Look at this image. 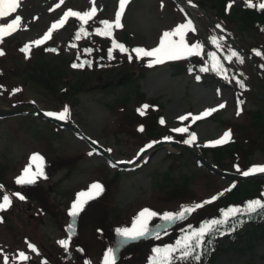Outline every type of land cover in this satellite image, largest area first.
<instances>
[{
  "label": "rangeland",
  "instance_id": "374dc122",
  "mask_svg": "<svg viewBox=\"0 0 264 264\" xmlns=\"http://www.w3.org/2000/svg\"><path fill=\"white\" fill-rule=\"evenodd\" d=\"M56 1L19 0L18 14L23 21L22 29L12 37L0 40V49L8 48L5 60L1 61L4 66L12 69L18 62L17 59H13L16 44L28 45V49L35 48V38L49 26V23L54 21L58 13L68 4L67 0L66 4L64 0L60 10H53L51 12L55 14L50 15L48 12L51 9L50 5ZM171 1L135 0L124 14L126 27L132 34L133 44H136L137 48L150 50L157 47L164 32L173 31L177 26L191 21L195 27L194 32L192 33L186 28L184 41L190 46L200 45L196 51L200 53L199 56L204 67L208 68L207 74L198 75L199 79L184 75L176 76L168 66H155L154 63H151L153 61L151 57L137 58L136 55L135 62L142 64L148 61L150 63L148 65L150 70L144 72V76L136 79L129 77L133 70L125 68L113 72H93L69 78L64 74L62 63L57 62L58 59L43 57L25 66V69L17 70V73L10 77V81L13 84L22 83L23 100L26 99L27 102L33 103L40 110H63L64 106L55 98L53 92L63 88L64 83L70 87V83L75 82L72 86L77 94L71 97L75 105L71 108L70 119L74 120L89 137L98 139L104 145L108 144L107 146L110 147L106 154L112 161H117L120 158H133L139 148L140 142L127 139L123 133H118L116 138L111 136L110 142L105 137V132H111L108 130V125L114 120V117L109 113L111 102L120 96L134 102L137 100L135 95L138 86L139 91L145 95L146 99H159L166 127L170 130L178 126L180 121L178 118L184 116L188 111L200 116L207 109H216L222 112V115L217 118L231 119L234 112L228 108L232 103L233 92L240 87L239 82H242L244 86H249V81L252 85L255 84L254 93L258 101L252 97L247 107L257 106L264 110V102L260 100V98L264 99V35L247 27L242 29L241 20H235V24L231 21H226L227 24L224 22L216 24L215 8L220 6L221 0H203L206 16L200 10H184L179 6H171L169 3ZM183 1L192 5L190 0ZM260 1L251 0V2ZM232 2V7L235 5L237 7L243 0H232ZM115 3L116 0H96L94 2L95 15L105 16L114 22ZM71 4L80 13L88 11L91 6L88 4V0H73ZM77 20L79 19L75 17L64 30L54 32L53 38L48 44H59L67 54L72 53L76 47L73 35L77 34L80 28ZM210 21L214 22V25L210 24ZM217 25L229 35V39L216 30ZM213 38H215V43ZM171 39L179 41L180 36H173ZM232 52H236L243 62H239L237 56H232ZM257 52L260 54L257 55ZM122 54L124 53L118 48L112 51V55L115 57ZM210 54H214V58ZM152 65L154 66L152 67ZM217 65L220 68L213 70ZM0 99L7 104H14L17 101L15 97L6 98L1 95ZM221 104L224 107H219ZM46 125L47 123L30 117L27 118V122L21 117L0 120V162L9 163L12 168H16L11 174L21 167L25 159L35 149L43 150L39 147L35 133L37 132L36 128L45 130L44 126ZM115 129L116 125L113 127V130ZM222 132L217 122H203L196 129L197 141L202 144ZM45 134L48 137L54 136L48 131ZM54 146L60 153H65L70 157L82 155L84 152L90 153V147L84 142L78 141L68 131H63L60 134V137L55 140ZM168 153V149L163 146L154 149L147 157V164L137 171L122 169L120 178L114 179V184L94 180L97 178L96 176L93 179L92 169L94 168V172H96L98 165L102 163L108 165V161L104 156L88 154L86 158L84 157L83 163L76 164L71 177L64 179V173L67 170H62L57 175L54 183L59 179L60 182L53 187L51 192L49 191L46 205L48 213L43 218L36 207L37 200L30 205L23 195L12 190L5 192L0 189V202L4 195H8L11 200L9 207L0 210V264H4V257L8 258V264H43L45 258L37 251L39 249L37 244L44 251H52L53 264H66L60 261L61 254H64L67 262L74 260V256L67 252V248L61 249L62 245L58 243V241L64 240V235L57 225L60 219L59 211L63 210L61 203H66L68 191H71L70 194L74 191L76 195L81 192L87 193L90 185L99 183L103 190L95 197L102 198L104 196L103 199L106 203L111 202L121 210L132 209L135 211L137 208L135 205L145 202L151 190L159 191V189L166 188V190H171L175 185H181L182 182L177 175L171 177L175 173L171 167L177 169L172 165L173 159L168 156ZM183 159L182 172L186 174L189 170L195 169L201 171L200 168L195 167L194 158L186 155ZM252 160L264 165V156L259 153L254 154ZM115 170L116 168L110 167V171H107L109 180L113 178ZM41 181L46 183L44 179ZM163 181L167 184H162ZM220 183L224 185L228 182L220 178ZM82 187L84 188L80 189ZM15 194L23 196L24 199H19V196ZM33 214L35 215L34 219H32ZM1 217L5 218L4 224ZM12 225L18 226V228L11 230ZM35 229L38 231L36 232ZM252 231L253 229L247 227L239 235L240 239L236 245L222 240L220 252L213 264H264V227L258 229L254 235H250ZM124 242V240L121 241L116 252L120 251ZM77 243L80 244V242ZM28 244H32L36 250L30 249ZM85 250L89 253L87 249ZM21 252L28 259L21 260L19 258ZM56 257L58 259L54 260Z\"/></svg>",
  "mask_w": 264,
  "mask_h": 264
},
{
  "label": "snow or ice",
  "instance_id": "6c2138e0",
  "mask_svg": "<svg viewBox=\"0 0 264 264\" xmlns=\"http://www.w3.org/2000/svg\"><path fill=\"white\" fill-rule=\"evenodd\" d=\"M61 2H63V0H61ZM93 3H94V0H93ZM126 3H127V0H119V7H118V10L116 12L115 21L114 22H109L107 20L100 21V23L104 25V28L103 29H96L95 33L97 35H103V36L111 37V34H112L111 29L113 27H121L120 18H121L123 8H124ZM245 4L247 7H253L251 0H245ZM18 5H19V0H0V21H3L6 18L12 16L14 13H16ZM230 6H231V3L227 7H230ZM57 7H59V5H57ZM256 7L258 9H264V2L259 3L258 5H256ZM95 12H96L95 7H93L90 11H86L84 13L72 11L71 9L65 11L63 13V16L60 18V20L53 23V25L51 26L49 31L47 33H45L44 38L41 40H37L34 43L36 45H39V44L43 43V41L45 39L50 38L51 32L53 30H55L57 27L63 26V24L66 22V20L69 17H76L82 22L80 31L76 34V39H79L81 34L84 33L83 24H86L88 22V20L91 19L95 15ZM20 23H21V17L19 15H15L14 18L10 20V22L0 23V40H2L3 37H5L7 35H11L12 32L18 30ZM189 27H190V23L189 24H182V25L177 26L173 31L164 32L160 38L159 46L155 47L151 50H145L144 48H135V49H132L131 51L136 53L137 58H139V57H155V59L151 63H163L165 59H169V60L182 59L186 55L187 56L199 55L200 53L198 51H196L197 49L200 48L199 44H193V45L189 46L184 41V30L186 28H189ZM217 27H219V26H217ZM173 36H180V40L179 41L172 40L171 37H173ZM213 42L215 43V38H213ZM28 48H29V46L25 45L24 48L21 49V51L27 52ZM117 48L121 52L127 51V49L125 48V46L123 44L117 43L113 39L112 40V48L109 49V58H112L113 49H117ZM49 50L54 51V49H49ZM85 51H91V50L86 49ZM259 54L260 53L257 52V55H259ZM0 55H3L2 51H0ZM210 55L213 56V58H214V54H210ZM231 55L237 56L238 61L241 63L243 62L242 59H240L238 57V54L236 52H232ZM131 58L132 57L129 56V59H131ZM228 59H231V57H228ZM88 63H89V65L91 64L90 61ZM83 66L84 65L82 63L81 64H76V63L72 64L73 68L83 67ZM219 68H220V66L217 65L216 68L213 70H218ZM190 71H191V69H190ZM201 71H208V68L207 67L202 68ZM197 79H199V77H197ZM239 83H240V87L243 88L244 87L243 83L242 82H239ZM16 91H19V89H17ZM240 103H242V101H238V105ZM147 107H148V105H143V106H141V108L137 109V112L140 115H144V109H146ZM219 107H224V105L221 104V105H219ZM215 110L216 109H207L200 116L193 117V119L194 120L201 119L203 116H207ZM68 111L69 110L66 106L63 109V111H61L60 113L48 112V113H46V115L54 116L57 119L63 120L66 118ZM239 114H240V112H239V108H238L237 115H239ZM178 119L183 121V120L187 119V117L181 116ZM160 123H162V124L164 123V120L162 118L160 120ZM139 130L143 131V128L141 127ZM173 131L186 132L187 128H177V129H174ZM230 137H231L230 131L225 132L220 139L213 141V142H210V143H212V144H223V143H226L230 139ZM191 139L192 140L196 139L194 134L191 136ZM188 142L189 141H185V143H188ZM148 147H151V145H148ZM89 155H91V153H89ZM39 160H40V157L38 154H33L30 157V161H39ZM30 169H31V164H29V166H26L23 169V174L16 178V183H18V184L33 183L35 181L36 176L42 174L39 167H37L36 172H32ZM255 172H264V165H254L249 170L243 171L241 174L244 176H249ZM0 187H2V186H0ZM102 190H103L102 186L99 183H93L92 185H90L87 193H84V192L78 193L77 194V200L72 204L69 215L70 216H76L79 213V211L83 208V205L86 202L85 198L91 199V198H93V196L99 195ZM15 195H18L19 199H21V200L24 199V197L19 195V194H15ZM215 199H216V197L213 196L212 200H215ZM204 203H208V201H205ZM10 204H11V200H10L9 196L4 195L2 202H0V210H3L5 208L9 207ZM201 206H202L201 204H195L194 206H181V210L179 212H177L175 214V216L171 212H165L163 214V219L166 221H171L174 218L183 219L185 213H190V212L194 211L195 208H199ZM258 208L261 209L262 211H264V203H262L261 201H251L248 203L246 210H247V212L251 213V212H255ZM232 214L233 213L226 212L224 215L228 216V215H232ZM156 215H158L156 212H152L147 208L143 209L139 213V216L137 219V226L134 227L131 232L121 231V235L133 236V237L143 236L146 232H148V226H147L148 220L151 217L156 216ZM222 223H224V221H211L208 224H205L204 226H202L199 230L192 231L190 234H185L181 240H178L176 242L175 246H165L163 249H160V248L154 249L153 251L157 254L158 259L154 260L152 262V264H171V261H173L175 259L187 260L189 257H191L194 260L199 261L200 260L199 253H196L195 255H193V253L196 252V249L201 247V244L204 242L205 234L208 233L213 226H215L217 224H222ZM237 226H239V225H237ZM69 228H71V225H69ZM232 230L234 231L235 229L233 228ZM220 234L223 235L224 233H220ZM58 243L60 245L64 246L65 248H67V245H68L67 240H60V241H58ZM208 243L210 244L211 240H209ZM28 247L30 249H32L33 251L36 250L32 244H28ZM177 253H178V255H175ZM110 257H111V251H109V253H107L105 256V264H110ZM19 258L21 260L28 259V257L25 256V254L23 252L19 253ZM4 264H8V258L7 257H4Z\"/></svg>",
  "mask_w": 264,
  "mask_h": 264
},
{
  "label": "trees",
  "instance_id": "16d2710c",
  "mask_svg": "<svg viewBox=\"0 0 264 264\" xmlns=\"http://www.w3.org/2000/svg\"><path fill=\"white\" fill-rule=\"evenodd\" d=\"M237 12V11H236ZM234 12L233 17L236 18L238 17V14ZM241 16L244 20V22H249L255 19H257V15L255 13L249 12V11H240ZM259 21H264V12L261 13ZM173 68H175L176 73L179 72H184L183 70H180L179 65H172ZM139 95V94H138ZM141 95H139L140 97ZM128 113L122 114L121 117L123 119L131 120L133 122V125H139L143 128L144 132L152 137L155 135H161V128L158 126V116L159 114L156 112H146V114L143 117H140L135 110L128 109ZM249 125H251L252 131H249L246 129L244 124L237 123L236 129L239 131L245 130L243 133L244 138L247 141V138L252 141V144L250 145V148L252 145H256V148L263 149L264 150V117L263 114L259 110H256L254 112L249 113ZM248 147V149H250ZM235 149L240 150L244 154V161L246 160V153L247 151L244 150L243 146L237 144L236 142L232 144V147L230 148V151H234ZM64 163H66V160H64ZM207 180L210 179L208 175H204ZM253 189L250 191L248 189H245L247 185H241L242 187L233 190V192L229 195V201L238 203L241 206L245 205V202L248 200H251L253 198H260L263 199V193L264 191V181L259 180V181H252ZM262 184V185H261ZM30 196H32L31 193H29ZM44 193L40 194L39 200L40 204L43 205V203L46 201V199L42 198ZM104 206H112V205H104ZM113 207V206H112ZM113 209L109 208L107 209V212H111ZM114 218H118L119 214L114 213L112 215ZM90 220L91 216L88 217L87 219V225H90ZM104 220H107L104 217ZM172 228L165 229L164 232H155V234L161 238H150V239H145L142 242L135 243L136 245L131 247L130 254L132 258L129 260L125 261L123 259L122 261L126 262V264H131L136 263V264H141L144 262L147 258V255L150 252V249L153 246H159V247H165V245H170L172 244L173 240H177L179 237L178 233V224L172 225ZM211 240L209 237H204V242L201 244V247L196 249V252L193 253L195 255L196 253H199L200 255V260H194L191 257H189L187 260H180V259H175L171 261V264H190L192 262L197 263V264H207V257H206V251L208 249V241ZM97 253V252H94ZM175 255H178L175 254ZM122 261H119L121 264ZM118 263V264H119Z\"/></svg>",
  "mask_w": 264,
  "mask_h": 264
},
{
  "label": "bare ground",
  "instance_id": "6f19581e",
  "mask_svg": "<svg viewBox=\"0 0 264 264\" xmlns=\"http://www.w3.org/2000/svg\"><path fill=\"white\" fill-rule=\"evenodd\" d=\"M55 13H51L50 15H54ZM6 107H8V105L7 104H5V103H3L1 100H0V108H6ZM151 152H149V154H150ZM144 158H145V156H144Z\"/></svg>",
  "mask_w": 264,
  "mask_h": 264
},
{
  "label": "water",
  "instance_id": "95a60500",
  "mask_svg": "<svg viewBox=\"0 0 264 264\" xmlns=\"http://www.w3.org/2000/svg\"><path fill=\"white\" fill-rule=\"evenodd\" d=\"M16 113H19V112H17V111H14V112H8V113H6L5 115H12V114H16Z\"/></svg>",
  "mask_w": 264,
  "mask_h": 264
}]
</instances>
